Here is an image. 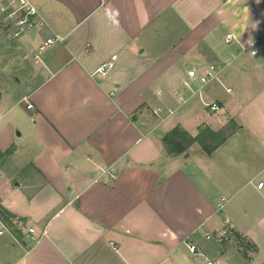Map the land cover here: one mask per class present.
Wrapping results in <instances>:
<instances>
[{"label": "crops", "instance_id": "obj_1", "mask_svg": "<svg viewBox=\"0 0 264 264\" xmlns=\"http://www.w3.org/2000/svg\"><path fill=\"white\" fill-rule=\"evenodd\" d=\"M30 1L0 207L36 232L0 235V264H264V0ZM177 127L226 138L172 154Z\"/></svg>", "mask_w": 264, "mask_h": 264}, {"label": "rangeland", "instance_id": "obj_2", "mask_svg": "<svg viewBox=\"0 0 264 264\" xmlns=\"http://www.w3.org/2000/svg\"><path fill=\"white\" fill-rule=\"evenodd\" d=\"M20 19L19 12L12 13L11 8L5 3H0V98L8 93H20L25 89V85L20 84L24 74L28 73L29 50L23 36L30 29L22 31ZM6 223L14 234V226L8 221Z\"/></svg>", "mask_w": 264, "mask_h": 264}, {"label": "built area", "instance_id": "obj_3", "mask_svg": "<svg viewBox=\"0 0 264 264\" xmlns=\"http://www.w3.org/2000/svg\"><path fill=\"white\" fill-rule=\"evenodd\" d=\"M1 4H6L8 8L12 9V13H20L21 19L19 21L21 25V30L24 31L26 29H30L37 24L41 23L43 24L42 18L39 15V12L37 8L32 4L30 0H0ZM4 8H6L4 6ZM231 35H229L230 37ZM57 38L50 37L48 38L44 44L40 46L41 50L46 49V47L50 44H53L56 42ZM118 55L114 54L110 60L104 62L97 71L100 73H107L115 66V60L117 59ZM197 74V71L191 70L190 75L195 76ZM200 81L202 83H208L212 79L216 77V74L214 71L206 70L203 73L199 74ZM187 86H190L188 83H186ZM183 99V97H181ZM32 104H28V107H32ZM206 106L210 109L212 112H217L221 109V106L218 104V102L213 101L210 103H206ZM260 185H263V183H260ZM15 225L20 229H27L28 235H34L36 232V229L30 225L28 220L17 218L14 220ZM6 233L12 234L11 228L8 226L6 221L0 217V235H4ZM231 230L225 228L220 231H218L216 234H208V238L212 239L215 238L219 241H228L231 238ZM190 250L192 252H195L197 250V246L195 244H189ZM208 264H214L213 262H208Z\"/></svg>", "mask_w": 264, "mask_h": 264}, {"label": "trees", "instance_id": "obj_4", "mask_svg": "<svg viewBox=\"0 0 264 264\" xmlns=\"http://www.w3.org/2000/svg\"><path fill=\"white\" fill-rule=\"evenodd\" d=\"M225 138L226 136L223 135V133L214 132L210 129H206L204 132H201L198 137L192 138L182 128L177 127L164 137V144L169 153L178 154L186 151L190 142L198 140L206 151L211 153L225 140ZM0 217L8 221L10 225H14V215L3 207H0Z\"/></svg>", "mask_w": 264, "mask_h": 264}]
</instances>
